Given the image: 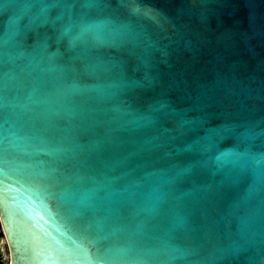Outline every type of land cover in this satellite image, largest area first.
<instances>
[{
	"label": "water",
	"instance_id": "95a60500",
	"mask_svg": "<svg viewBox=\"0 0 264 264\" xmlns=\"http://www.w3.org/2000/svg\"><path fill=\"white\" fill-rule=\"evenodd\" d=\"M0 65L30 154L5 171L8 264H62L68 218L115 264H264V0H0Z\"/></svg>",
	"mask_w": 264,
	"mask_h": 264
},
{
	"label": "snow or ice",
	"instance_id": "6c2138e0",
	"mask_svg": "<svg viewBox=\"0 0 264 264\" xmlns=\"http://www.w3.org/2000/svg\"><path fill=\"white\" fill-rule=\"evenodd\" d=\"M65 34L68 35L67 32ZM0 67L4 68L3 65H0ZM5 79L6 73L4 72L3 75L0 76V189H3V181L7 179L5 171L8 169H18L19 165L17 161L21 156H30V154L24 153L21 150L22 141L19 139L15 122L12 121L11 115L7 114L5 111ZM8 91L9 94H11V89ZM15 99L19 102L8 105V107L13 110L20 109L23 112L31 111V106L36 104L32 96H28L24 100H20L17 96ZM33 128H35V125H33ZM64 163L72 164L73 161L71 158L67 161H57L56 159L40 162L33 161V164L30 165L32 174L28 176H18L15 183L19 184L21 187L27 186L30 190L40 192L48 171ZM11 174L12 172H8V175ZM262 178H264V173H262ZM21 181H23V183H21ZM70 182L81 184L85 181L74 175L70 177ZM3 192V196L0 197V216H7L11 211L8 208V203H15L16 198L15 196L8 195L7 189H3ZM91 199L92 196L90 194H84L78 200H75V204L77 208L82 209L89 206ZM57 215H60L59 211ZM63 228V235L70 241L71 251L64 252L60 256L55 257L58 262L62 261V264H115L117 260L121 259L114 255L111 245L107 243L101 244L93 237L91 225L87 227L76 225L72 223L71 218H68L64 220ZM14 251L19 253L20 248L14 247ZM32 251L36 257L40 259L44 258L40 256L35 246L32 247ZM47 258L49 260L53 259L52 256H48ZM126 264H138V262L127 261Z\"/></svg>",
	"mask_w": 264,
	"mask_h": 264
},
{
	"label": "rangeland",
	"instance_id": "374dc122",
	"mask_svg": "<svg viewBox=\"0 0 264 264\" xmlns=\"http://www.w3.org/2000/svg\"><path fill=\"white\" fill-rule=\"evenodd\" d=\"M0 264H8V250L0 227Z\"/></svg>",
	"mask_w": 264,
	"mask_h": 264
}]
</instances>
